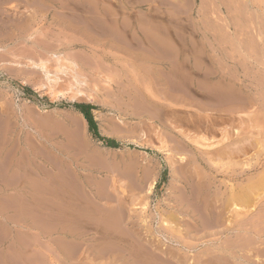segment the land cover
Here are the masks:
<instances>
[{
  "label": "rangeland",
  "instance_id": "obj_1",
  "mask_svg": "<svg viewBox=\"0 0 264 264\" xmlns=\"http://www.w3.org/2000/svg\"><path fill=\"white\" fill-rule=\"evenodd\" d=\"M0 264H264V0H0Z\"/></svg>",
  "mask_w": 264,
  "mask_h": 264
},
{
  "label": "bare ground",
  "instance_id": "obj_2",
  "mask_svg": "<svg viewBox=\"0 0 264 264\" xmlns=\"http://www.w3.org/2000/svg\"><path fill=\"white\" fill-rule=\"evenodd\" d=\"M248 87V86H247ZM213 89V88H212ZM230 91V90H229ZM211 96V95H210ZM208 97V96H207ZM239 97V96H238ZM233 104H231L230 105V110H234V109H238V108H243V107H245L246 106V103L247 102H244V103H237V102H232ZM159 108V107H158ZM160 110V109H159ZM161 111V110H160ZM155 116V115H154ZM160 116V115H159ZM157 117V116H156ZM171 118V117H170ZM175 119V118H174ZM204 119V118H203ZM176 121H173V120H169V123L170 124H175V123H178V124H186L187 125V127L189 126H191V127H194V126H196V127H198V123L200 122H202L203 123V120H197V119H194V118H188V119H186V120H183V121H185V122H182L180 119H175ZM204 122H207V125L210 127V128H214L213 126H214V121H213V119L212 118H210V117H206L205 118V120H204ZM205 124V123H204ZM178 126V125H177ZM204 126V125H203ZM207 126V127H208ZM171 127V126H170ZM227 127V126H226ZM200 128V127H199ZM172 129V128H171ZM174 129H176L175 131H176V133H175V136L176 137H178L180 140H181V148L182 147H184V148H186V147H190L191 149H193L194 150V153H195V155H197L199 158H202L203 160H206V162L208 161V162H210V161H213V159H216V158H218V159H223V158H226V157H232L231 156V154L230 153H228V152H225L224 150H223V146H219V142L218 143H209V144H202L203 143V141H202V143L201 144H199L197 141H198V138L197 139H195V137L196 136H192L191 134H188L186 131L184 132V131H181V130H179V129H177V128H174ZM183 129V128H182ZM207 129V128H206ZM205 129V130H206ZM209 129V128H208ZM173 130V129H172ZM204 130V129H203ZM210 130V129H209ZM208 130V131H209ZM213 130V129H212ZM198 131V130H197ZM197 131H195V132H197ZM222 136H223V138H224V140L226 139L227 140V142H228V139H229V134L227 133L228 132V130L226 129V128H222ZM238 131V130H237ZM213 133V132H212ZM173 134V133H172ZM206 134V133H205ZM207 134H208V132H207ZM210 134V133H209ZM208 134V135H209ZM199 136V135H198ZM201 136V135H200ZM199 136V137H200ZM202 138H203V140H205L206 142L208 141V138H206L205 136H201ZM175 139V138H174ZM202 140V139H201ZM222 141V140H221ZM201 142V141H200ZM223 142V141H222ZM225 143H226V141H225ZM229 143V142H228ZM232 143H234V142H232ZM221 145V144H220ZM263 146V145H262ZM231 151V150H230ZM236 151V150H235ZM239 151L240 152H243L244 151V149H242V148H240L239 149ZM239 151H236V153L237 152H239ZM239 152V153H240ZM206 156H207V158H208V160H207V158H206ZM179 158V160H178V162H179V164H182V160H184L185 159V156L184 155H182V154H180L179 156H178ZM228 158V159H229ZM201 160V159H200ZM209 164V163H208ZM207 165V164H206ZM209 166H211V163L208 165V167ZM210 168V167H209ZM152 186V185H151ZM151 189V188H150ZM229 196V195H228ZM241 196V195H240ZM236 198V197H235ZM237 200H238V198H237ZM241 200H242V198H241Z\"/></svg>",
  "mask_w": 264,
  "mask_h": 264
},
{
  "label": "trees",
  "instance_id": "obj_3",
  "mask_svg": "<svg viewBox=\"0 0 264 264\" xmlns=\"http://www.w3.org/2000/svg\"><path fill=\"white\" fill-rule=\"evenodd\" d=\"M73 106L83 115L85 120L87 121L89 130L97 137H99L101 140H103L107 146L111 147H117L118 143L109 137H101L97 130L96 122L93 118V115L91 113V110L94 109V106L91 104H85V103H74Z\"/></svg>",
  "mask_w": 264,
  "mask_h": 264
}]
</instances>
